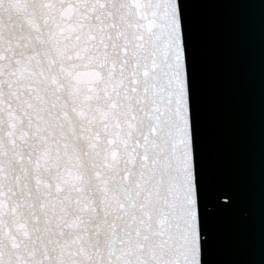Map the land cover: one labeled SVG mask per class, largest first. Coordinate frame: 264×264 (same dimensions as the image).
Instances as JSON below:
<instances>
[{"label":"snow or ice","instance_id":"6c2138e0","mask_svg":"<svg viewBox=\"0 0 264 264\" xmlns=\"http://www.w3.org/2000/svg\"><path fill=\"white\" fill-rule=\"evenodd\" d=\"M183 2L0 0V264H203Z\"/></svg>","mask_w":264,"mask_h":264},{"label":"water","instance_id":"95a60500","mask_svg":"<svg viewBox=\"0 0 264 264\" xmlns=\"http://www.w3.org/2000/svg\"><path fill=\"white\" fill-rule=\"evenodd\" d=\"M181 6L202 262L264 264V0Z\"/></svg>","mask_w":264,"mask_h":264}]
</instances>
